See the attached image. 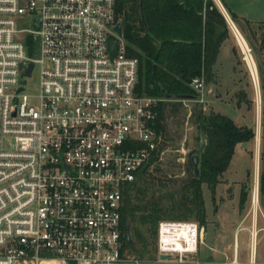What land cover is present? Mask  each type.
Returning <instances> with one entry per match:
<instances>
[{
	"label": "built area",
	"instance_id": "built-area-1",
	"mask_svg": "<svg viewBox=\"0 0 264 264\" xmlns=\"http://www.w3.org/2000/svg\"><path fill=\"white\" fill-rule=\"evenodd\" d=\"M115 1L0 0V264L122 262L123 189L163 150ZM190 84L202 101L205 78ZM201 230L161 220L157 257L186 262Z\"/></svg>",
	"mask_w": 264,
	"mask_h": 264
},
{
	"label": "trees",
	"instance_id": "trees-1",
	"mask_svg": "<svg viewBox=\"0 0 264 264\" xmlns=\"http://www.w3.org/2000/svg\"><path fill=\"white\" fill-rule=\"evenodd\" d=\"M114 9L122 24L125 52L138 59L136 88L159 99L154 128L161 136L160 150H163L169 138L166 118L177 113L184 99H194L197 95L191 80L203 76L209 82L215 75L213 67L220 47L229 36L225 16L215 0H143L142 15L139 0H116ZM230 16L234 22L241 18L249 29L256 25L235 13ZM261 42L263 45L264 41ZM258 67L262 80L261 140L264 143V59L258 62ZM195 128L197 147L189 152L183 176L169 177L162 172L156 152L138 169L136 179L126 184L120 208L124 236L129 226L131 234L147 246L149 239L157 240L161 220L194 218L199 226L206 223L202 185L215 187L230 164L235 146L251 141L255 131L237 125L220 112L205 115L200 108L195 114ZM194 153L199 155L198 173L191 162ZM259 162L258 185L264 194V144ZM240 196L243 202V190Z\"/></svg>",
	"mask_w": 264,
	"mask_h": 264
},
{
	"label": "rangeland",
	"instance_id": "rangeland-1",
	"mask_svg": "<svg viewBox=\"0 0 264 264\" xmlns=\"http://www.w3.org/2000/svg\"><path fill=\"white\" fill-rule=\"evenodd\" d=\"M215 1L218 4V0ZM221 1L225 8L220 4L218 6L226 17V22L228 20L230 23L227 22L229 36L220 47L214 65L215 75L211 81H205V89L209 91L205 92L202 101L184 99L182 105L178 106L177 113L166 118L169 138L165 142L160 161L162 172L169 177L183 176L189 152L197 147L195 114L199 108L205 115L220 112L231 117L237 125L254 129L255 136L245 147L243 143L237 144L228 168L215 187L202 185L206 223L201 226L203 234L201 232L197 252L187 260L194 264H210L213 260L231 261L227 264H241L245 261L256 264V261H264V229L258 230L255 244H252L249 227H252L256 214L258 225L264 226V194L259 191L258 185L260 151L264 144L261 140L262 80L257 69L258 62L264 59V43L262 45L261 42L264 41V0ZM232 5L235 6L234 11L241 15L238 17L260 26L252 25V29H249L241 18L234 22L230 16L234 13ZM230 19L245 37L253 55L258 71V86L251 76ZM26 91L37 92L36 72L28 79ZM242 190L245 192L243 202L240 201ZM187 220L198 223L194 218ZM253 233L254 241L255 232ZM132 241V244H126L122 252L121 264H164L157 257L156 239H149V244L145 246L132 234ZM252 254L254 259L251 258ZM233 256L238 258L234 259Z\"/></svg>",
	"mask_w": 264,
	"mask_h": 264
},
{
	"label": "water",
	"instance_id": "water-1",
	"mask_svg": "<svg viewBox=\"0 0 264 264\" xmlns=\"http://www.w3.org/2000/svg\"><path fill=\"white\" fill-rule=\"evenodd\" d=\"M217 3V2H216ZM142 4H143V0H139V5H140V12H141V15H142ZM220 4V6L222 7L221 3L218 1V5ZM223 8V7H222ZM226 19V17H225ZM228 22V20H227ZM228 24H230L228 22ZM115 29L117 31V33L119 35H122V24L120 22H118L115 26ZM109 45H110V51H111V55L114 56L117 52V42L116 41H113V40H109ZM32 69V64L29 63L28 65V68L27 70L25 71V75H29L30 74V71ZM250 73H251V76L253 78V74L251 72V70L249 69ZM22 83H25V80L22 79ZM186 98V97H184ZM243 145H245V143H243ZM202 142H200V145H199V151L202 150ZM198 158H199V155L198 153H194L192 156H191V162H192V165L194 167V170L196 173H198ZM125 241H126V244H132V234H131V230H130V227L128 226L127 227V230H126V233H125ZM159 259L160 260H167V259H170V255H167V254H160L159 255Z\"/></svg>",
	"mask_w": 264,
	"mask_h": 264
},
{
	"label": "crops",
	"instance_id": "crops-1",
	"mask_svg": "<svg viewBox=\"0 0 264 264\" xmlns=\"http://www.w3.org/2000/svg\"><path fill=\"white\" fill-rule=\"evenodd\" d=\"M220 3H221V5H222V7H224L225 8V6H224V4H223V2L221 1V0H218ZM235 6H233L232 5V7H231V10H232V12H234L237 16H241V15H239V14H237L235 11ZM226 10V9H225ZM235 10V11H234ZM246 15V14H245ZM215 65V64H214ZM213 72L215 73V69H214V67H213ZM207 91H209V90H206L205 89V92H207ZM244 146V145H243ZM245 147V146H244ZM236 148H237V145L235 146V151H234V154H235V152H236ZM252 228V229H251ZM249 227V231H250V234L252 235V244H253V232H255V236H254V244H255V240H256V236H257V233L259 232L258 230L260 229H264V226L263 225H258V219H257V214L254 216V219H253V225H252V227ZM253 230V231H252ZM202 234H203V232H202ZM254 254H252V259H254V256H253ZM210 256H208V258H209ZM234 257V259H237L238 257H236V256H233ZM232 257V258H233ZM213 259V258H212ZM160 262H163L164 264H194L193 262H191V261H186V262H183V263H179V262H177V261H173V260H160ZM212 262H215V263H223V264H227V263H230L231 261H212ZM234 263V262H233ZM241 264H248V262H241ZM253 264V263H252ZM256 264H264V261H256Z\"/></svg>",
	"mask_w": 264,
	"mask_h": 264
},
{
	"label": "bare ground",
	"instance_id": "bare-ground-1",
	"mask_svg": "<svg viewBox=\"0 0 264 264\" xmlns=\"http://www.w3.org/2000/svg\"><path fill=\"white\" fill-rule=\"evenodd\" d=\"M231 21V26L233 28V31L235 33V36L238 40V43L241 47V50L243 51V54H244V59L246 60L247 64L249 65L250 67V70L253 74V77L254 79L256 80V83H257V86H258V76H257V69H256V64H255V60L253 59V55L251 54V51H250V48L246 42V40L244 39L245 37L242 36V34L240 33V31L237 29L236 25L234 24V22L230 19ZM256 190V189H255ZM256 191H255V194H254V203L256 204ZM254 242V241H253Z\"/></svg>",
	"mask_w": 264,
	"mask_h": 264
}]
</instances>
